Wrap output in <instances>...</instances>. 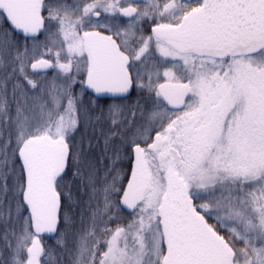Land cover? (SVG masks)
<instances>
[{
	"label": "snow or ice",
	"instance_id": "6c2138e0",
	"mask_svg": "<svg viewBox=\"0 0 264 264\" xmlns=\"http://www.w3.org/2000/svg\"><path fill=\"white\" fill-rule=\"evenodd\" d=\"M0 16L49 35L32 55L0 39L17 80L14 115L0 81V264H48L73 226L68 173L96 195L75 134L105 121L114 174L71 264H264V0H0ZM89 90L113 102L93 116Z\"/></svg>",
	"mask_w": 264,
	"mask_h": 264
},
{
	"label": "trees",
	"instance_id": "16d2710c",
	"mask_svg": "<svg viewBox=\"0 0 264 264\" xmlns=\"http://www.w3.org/2000/svg\"><path fill=\"white\" fill-rule=\"evenodd\" d=\"M55 2V0H52ZM69 3L73 2V0H68ZM47 23V21H46ZM147 30V29H146ZM52 32L55 31L54 28L51 29ZM7 32L9 41L18 47H27L29 50V55H32V50L35 49L37 52L43 51V46L48 43L49 35H46L42 32L37 38L35 43L31 39L24 38L18 35L7 23V21L0 16V39L3 38V34ZM11 54L15 55V49L11 50ZM30 71V70H29ZM53 73L49 72L48 78L51 79ZM5 76L10 77L6 81V86L8 89V100L11 105V113L14 115L15 113V103L12 97V86L17 82L16 77L11 73L10 68L7 70H0V81L5 80ZM33 78H36L35 76ZM31 103V101H29ZM98 114L97 109H93V116ZM99 125H96L98 127ZM0 127H3L0 125ZM96 129V128H95ZM108 130V129H107ZM106 130V131H107ZM87 135L86 138L83 137ZM96 136H92L91 132L83 129V126L78 129L75 134V138L73 143L77 146H80L79 142H86L91 139L92 143L90 146L88 145L89 152L85 155L87 160H89L95 169V175L93 178V183L96 189V195L94 198L90 199L91 189L89 185L84 183L86 179V172L82 169V176L80 178L74 177L71 171L68 173V189L70 192L72 199L63 201V208L66 212H68L69 216L72 219V228L68 229V234L62 238L57 237H49L45 240V244L51 247L53 251L52 257L49 259L48 264H71L72 251L74 245L76 243V233L81 231L82 228H86L88 225V218L91 215V209H94L96 205L99 203L101 206L103 204V193L102 189L104 188L106 182L111 183V177L114 173L109 171L111 167V157L112 151H105L103 139L101 137V133H96ZM7 137L0 138V145L4 143V140ZM114 144L119 147L120 141L119 139L114 140ZM14 145H9V148ZM121 154H124V150H121ZM117 167L123 170L125 173L123 176V181L126 182L128 179L127 172L130 168V161L127 159L122 160ZM9 187L11 188V180L9 181ZM8 199L11 201V193L9 194ZM114 200L118 202L119 197H114ZM121 216L123 217V222H127L131 219L127 212L123 209L121 211ZM83 221V223H81ZM4 231V224L0 223V233ZM60 239V242H58ZM0 246H2V241H0Z\"/></svg>",
	"mask_w": 264,
	"mask_h": 264
},
{
	"label": "flooded vegetation",
	"instance_id": "af4514ba",
	"mask_svg": "<svg viewBox=\"0 0 264 264\" xmlns=\"http://www.w3.org/2000/svg\"><path fill=\"white\" fill-rule=\"evenodd\" d=\"M97 30L104 31L103 29H97ZM74 90L77 93H79V85H77ZM90 99L94 101L95 109H97V110L101 109V108H107L108 105L113 102L112 97H110V96L99 97V98L93 97L91 92H90V90H89V92H87L86 94L83 95V101H84V104H85L86 107H91L89 105V100ZM137 101H139L140 105H144L145 104V101L141 97V95L136 93V92H133L131 94L130 99L124 101V103L127 104L128 106H133V105L136 106Z\"/></svg>",
	"mask_w": 264,
	"mask_h": 264
},
{
	"label": "rangeland",
	"instance_id": "374dc122",
	"mask_svg": "<svg viewBox=\"0 0 264 264\" xmlns=\"http://www.w3.org/2000/svg\"><path fill=\"white\" fill-rule=\"evenodd\" d=\"M129 107H135V105H133V106H129ZM138 119V118H137ZM108 127H109V124L105 121V122H101V124H99V126L98 127H96V129H95V132L96 133H101L102 131H106L107 129H108ZM83 129H85L84 127H83ZM127 131V133L129 134V135H131V133H132V131H133V129H131V128H129V129H127L126 130ZM92 134V133H91ZM86 136L87 135H84L83 134V137L84 138H86ZM92 136H96V134H92ZM90 141V143H92V141H91V139L89 140ZM89 141H86V142H79V144H80V149H81V151L83 152V154H84V156L89 152V148H88V142ZM123 177L124 176H122V181H123ZM86 178H87V173H86ZM93 178H94V176H93ZM111 181V180H110Z\"/></svg>",
	"mask_w": 264,
	"mask_h": 264
},
{
	"label": "water",
	"instance_id": "95a60500",
	"mask_svg": "<svg viewBox=\"0 0 264 264\" xmlns=\"http://www.w3.org/2000/svg\"><path fill=\"white\" fill-rule=\"evenodd\" d=\"M8 23V22H7ZM9 24V23H8ZM9 26L11 27V25L9 24ZM18 35H20V36H22V37H24V35L21 33V32H19V31H16V30H14ZM42 33V32H41ZM40 35V34H39ZM38 35V36H39ZM25 38V37H24ZM125 212H127V210L126 209H123ZM128 213V212H127ZM54 237V236H53ZM51 238V237H50Z\"/></svg>",
	"mask_w": 264,
	"mask_h": 264
}]
</instances>
